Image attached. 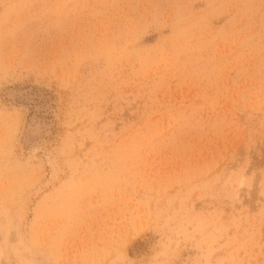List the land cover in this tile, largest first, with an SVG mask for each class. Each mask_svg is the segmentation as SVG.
Listing matches in <instances>:
<instances>
[{
    "label": "rangeland",
    "instance_id": "1",
    "mask_svg": "<svg viewBox=\"0 0 264 264\" xmlns=\"http://www.w3.org/2000/svg\"><path fill=\"white\" fill-rule=\"evenodd\" d=\"M0 264H264V0H0Z\"/></svg>",
    "mask_w": 264,
    "mask_h": 264
}]
</instances>
